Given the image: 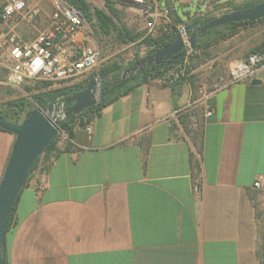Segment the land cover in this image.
Instances as JSON below:
<instances>
[{
	"label": "crops",
	"instance_id": "obj_1",
	"mask_svg": "<svg viewBox=\"0 0 264 264\" xmlns=\"http://www.w3.org/2000/svg\"><path fill=\"white\" fill-rule=\"evenodd\" d=\"M201 89L186 82L174 97L150 80L91 114L90 135L73 127L57 141L49 171L39 164L19 194L6 264H260L264 69L202 99ZM14 138L0 130V180Z\"/></svg>",
	"mask_w": 264,
	"mask_h": 264
},
{
	"label": "built area",
	"instance_id": "obj_2",
	"mask_svg": "<svg viewBox=\"0 0 264 264\" xmlns=\"http://www.w3.org/2000/svg\"><path fill=\"white\" fill-rule=\"evenodd\" d=\"M41 1L6 0L0 6V54L7 65L3 84L17 89L34 83H49L59 88L83 84L102 62L101 44H98L101 43V34L95 29L94 21H89L82 10L67 0H47L50 8L47 23L39 29L37 23L43 12ZM81 1L92 15L94 10L108 13L106 8L109 5L120 12L129 4L138 11L139 19L143 22L142 39L158 38L173 27L180 32L185 25H176L172 17L176 0H165L164 7H160V0ZM167 1H170V5ZM225 10L221 13H226ZM21 26L30 29L33 37L26 39L20 34L17 29ZM192 52L188 50L180 61L151 80L163 86H171L180 78L195 73ZM263 69L264 51L233 61L228 66L227 78H220L219 83L210 91L202 88L200 97L205 98L211 92L253 79ZM64 99L58 98L51 106L55 109L53 116H64ZM210 114L208 110L206 115ZM79 121L76 119L73 127H82L90 135V121H84L82 125ZM57 136L61 138L60 141L66 142L69 139L67 132L60 127ZM253 189L264 192V175L256 177Z\"/></svg>",
	"mask_w": 264,
	"mask_h": 264
},
{
	"label": "trees",
	"instance_id": "obj_3",
	"mask_svg": "<svg viewBox=\"0 0 264 264\" xmlns=\"http://www.w3.org/2000/svg\"><path fill=\"white\" fill-rule=\"evenodd\" d=\"M72 5H74L76 8L83 11V13L86 15L87 19L89 21H94L95 29L104 37H113L114 41L120 45H127L132 42L137 41L138 39H142L143 35L140 34H133L130 32L125 25H117L116 22L113 20H119L120 14L117 10L113 9L112 6H107L108 13H105L101 10H94L93 15L90 13L89 8L87 5L82 2L81 0H67ZM263 0H255L240 6H236L233 9H246L253 6H257L262 3ZM215 0H210V4H213ZM167 4L170 5V1H167ZM172 17L174 19V22L176 25L178 24H186V22L180 20L178 16H176L175 12H172ZM215 17H204V16H192L188 17L187 20L189 23H195L197 25H203L214 19ZM264 23V18L259 19L255 22H238V23H229L223 26H218L215 28H212L208 31H205L198 35L197 37V44L195 49L192 52V59L194 61V67L196 68L199 64V59H201V56H209V50L216 45H218L220 42L227 41L228 39L234 37L236 34L239 33L240 29L246 26H252L255 24H262ZM198 29L197 27L194 28V30ZM178 34L177 28L173 27L168 33L158 37V38H150L145 37L140 42L139 45L143 46L146 50V53L154 52L169 43L173 42L176 39V36ZM264 51V40L263 42L254 48H252L245 58L252 53L257 52H263ZM132 66V64H131ZM172 66H166L165 64L159 65V66H152L145 70H142L138 73H136L133 76H130L126 78L123 81H120L116 85L112 86L108 92L107 96L105 97L104 105L99 106H93L85 111H83L81 114L78 115H71L67 118L66 121L60 123L59 127L60 129L67 132L68 137L72 138L73 136V123L76 119H79V124L82 125L84 121H90L91 120V114L98 113L102 108L106 107L107 105L113 103L118 98L127 95L132 90L140 86L141 84H144L148 82L151 79L157 78L163 71L171 68ZM124 69L117 63H111L107 65H103L100 70L92 74L88 79L80 85H74V86H67L62 88H55V89H49L46 90L47 87L51 86L49 83H35L34 85H25L24 90L27 93L31 94V100L29 101L27 98L23 97L20 99H14L10 100L0 107V116L5 118L7 121L13 123V124H19L24 115L32 110L35 106H40L43 108H50L52 104L56 102V100L60 97L68 98L69 96L76 94L80 92L88 83L89 81L94 77H99L104 80L102 84V88H105L106 86L110 85L111 82H114L118 79L120 73H122ZM126 70V69H125ZM111 78L112 81L109 79ZM190 83L192 87L195 86V80L194 75L185 76L177 80L173 85H171L172 89V95L174 97H180L181 95V89L182 86L186 83ZM37 92V93H34ZM187 118V115H181L179 116V122L182 124L184 129L187 131L188 134H190L192 140L194 143L198 140V133H192L191 131L187 129V124L185 119ZM2 130V129H0ZM57 138L56 136L52 141H50L47 146L45 147L43 153L35 160L33 163L28 178L23 186V188L26 186L28 179L32 172L39 166V164H42L45 171H49L52 159L57 157L62 150L58 148L57 146ZM68 147H66L64 150H67ZM22 188V189H23ZM21 192V191H20ZM20 194V193H19ZM19 197V195H18ZM14 202V205L11 209V212L8 217L6 231L10 227L12 223L13 214L16 209L17 201ZM258 219L261 218V214L258 213L257 217ZM260 225V227H259ZM258 229H257V251L256 255L259 260L260 264H264V223L263 219L259 221ZM262 242V244H261ZM2 259L3 263L6 264V258L5 253L2 251Z\"/></svg>",
	"mask_w": 264,
	"mask_h": 264
},
{
	"label": "water",
	"instance_id": "obj_4",
	"mask_svg": "<svg viewBox=\"0 0 264 264\" xmlns=\"http://www.w3.org/2000/svg\"><path fill=\"white\" fill-rule=\"evenodd\" d=\"M262 18H264V2L250 8L224 13L203 25L186 22L173 42L133 62L132 67L122 71L118 79L110 85L102 88L104 80L94 77L80 92L65 98L64 116H53L55 109L40 106L28 111L19 124H13L0 116V129L15 137L0 180V264H4L2 251L11 209L28 178L33 163L43 153L47 144L57 136L60 123L71 115L81 114L93 106L104 105L108 90L120 81L152 66L174 65L186 55L188 50L195 49L199 34L229 23L255 22ZM195 27L198 29L194 30ZM109 80L112 81L111 78ZM251 84H260V81L253 80Z\"/></svg>",
	"mask_w": 264,
	"mask_h": 264
},
{
	"label": "rangeland",
	"instance_id": "obj_5",
	"mask_svg": "<svg viewBox=\"0 0 264 264\" xmlns=\"http://www.w3.org/2000/svg\"><path fill=\"white\" fill-rule=\"evenodd\" d=\"M5 1L6 0H0V6ZM177 1L173 5V10L180 20L185 21L188 17H192L195 14H198L201 17L202 14L199 13L204 12H206L203 15L204 17H217V15L219 16L220 13L223 12L224 8H226L225 12L228 13L234 11L233 8L236 6H240L255 0H215L213 4H210V0ZM159 4L160 7H164L165 0H160ZM47 11H50V8ZM119 14L120 19L115 20L117 25H125V27H127V29H129L133 34H140L143 32V22L139 19L138 11L135 8L131 7L129 4H126ZM99 37L101 43H97L99 45L101 44L102 62L99 68L94 70L91 75L97 73L103 65L111 63L119 64L124 70L128 69L133 62L147 54L145 48L139 45V42L142 39H138L137 41L127 45H120L116 43L111 36L104 37L101 35ZM263 40L264 23L255 24L241 28L239 35L236 36L233 41L228 39L227 42L225 41V44L220 42L218 45L211 48L208 51L209 56L207 55V58L206 56L205 58L204 56H201L202 58L199 59L196 72L193 74L194 80L197 82V86L201 85L204 91L212 90L213 86L219 83L220 78L223 80L227 78L228 66L231 62L244 59L249 50L259 46ZM233 44H235L236 47L234 49H229ZM234 58L236 60H234ZM6 72L7 65L4 61V57L0 54V107L2 104L10 100L20 99L23 97L27 98L29 101H32L31 94L24 90L25 85L20 87V89H17L5 86L3 84ZM34 84L26 85L32 86ZM55 88L59 87L49 86L46 88V90ZM188 130L190 129L188 128ZM60 139L61 138L58 137L57 141H60ZM257 205V211L261 214L259 221L263 219L264 223V192L257 191Z\"/></svg>",
	"mask_w": 264,
	"mask_h": 264
},
{
	"label": "flooded vegetation",
	"instance_id": "obj_6",
	"mask_svg": "<svg viewBox=\"0 0 264 264\" xmlns=\"http://www.w3.org/2000/svg\"><path fill=\"white\" fill-rule=\"evenodd\" d=\"M262 2H264V0L262 1ZM132 66H130L129 68H131ZM51 106H53V104L51 105ZM66 109V107H64V110Z\"/></svg>",
	"mask_w": 264,
	"mask_h": 264
}]
</instances>
